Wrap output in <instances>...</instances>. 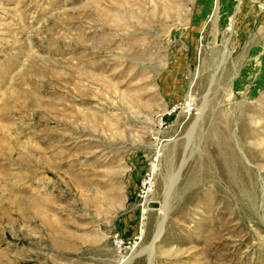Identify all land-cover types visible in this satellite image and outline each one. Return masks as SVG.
I'll list each match as a JSON object with an SVG mask.
<instances>
[{"label":"rangeland","instance_id":"rangeland-1","mask_svg":"<svg viewBox=\"0 0 264 264\" xmlns=\"http://www.w3.org/2000/svg\"><path fill=\"white\" fill-rule=\"evenodd\" d=\"M127 263L264 264V0H0V264Z\"/></svg>","mask_w":264,"mask_h":264},{"label":"built area","instance_id":"built-area-1","mask_svg":"<svg viewBox=\"0 0 264 264\" xmlns=\"http://www.w3.org/2000/svg\"><path fill=\"white\" fill-rule=\"evenodd\" d=\"M141 216L143 217L147 211V203L149 200V194L151 190L153 189V180L151 175L146 176L142 183H141ZM141 240V231L139 232L138 236H135V238L131 241H129L127 244H124L122 240L116 239L115 245L118 250L119 258L121 261L124 262V260L128 259L131 254L134 252V250L137 248L138 244Z\"/></svg>","mask_w":264,"mask_h":264},{"label":"bare ground","instance_id":"bare-ground-1","mask_svg":"<svg viewBox=\"0 0 264 264\" xmlns=\"http://www.w3.org/2000/svg\"><path fill=\"white\" fill-rule=\"evenodd\" d=\"M166 216H167V213L166 212H164V213L162 212V217H161L160 222L158 224V228H157V232L155 234L154 240H156L162 234V231H163V223H164V221L166 219ZM127 264H129V263H127Z\"/></svg>","mask_w":264,"mask_h":264},{"label":"water","instance_id":"water-1","mask_svg":"<svg viewBox=\"0 0 264 264\" xmlns=\"http://www.w3.org/2000/svg\"><path fill=\"white\" fill-rule=\"evenodd\" d=\"M147 207L149 209H158V208H160V204L158 202H156V201H149L147 203Z\"/></svg>","mask_w":264,"mask_h":264}]
</instances>
